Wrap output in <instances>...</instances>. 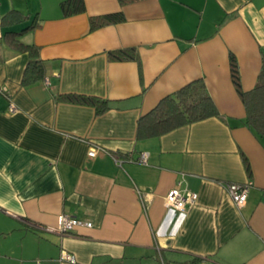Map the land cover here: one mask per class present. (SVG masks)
<instances>
[{
	"label": "crops",
	"instance_id": "0c3cea01",
	"mask_svg": "<svg viewBox=\"0 0 264 264\" xmlns=\"http://www.w3.org/2000/svg\"><path fill=\"white\" fill-rule=\"evenodd\" d=\"M63 1L0 0V264H264V143L243 122L230 66L233 53L246 91L264 72V0H84L70 16ZM120 12L91 29L92 16ZM36 15L20 38L45 77L25 82L30 54L4 35ZM124 48L140 62L109 58ZM199 79L219 117L139 135L142 116ZM248 183L239 207L226 187ZM177 185L198 194L184 212L166 205ZM63 215L82 224L52 230Z\"/></svg>",
	"mask_w": 264,
	"mask_h": 264
},
{
	"label": "trees",
	"instance_id": "16d2710c",
	"mask_svg": "<svg viewBox=\"0 0 264 264\" xmlns=\"http://www.w3.org/2000/svg\"><path fill=\"white\" fill-rule=\"evenodd\" d=\"M63 14L70 16L86 10L84 0H64L61 4ZM11 14L21 17L23 22L27 16L18 11ZM38 15L21 31L8 30L4 35L9 47L18 52L30 54V61L26 68L24 81L34 82L45 77V66L40 58L39 48L34 44H26L21 36L41 26ZM125 16L122 12L90 18L91 29L95 30L106 25L122 22ZM111 60H136L140 62L136 48H124L108 53ZM231 75L234 86L246 108L244 124L256 137L264 143V72L259 75L258 81L252 90H244L240 72V64L235 54H230ZM68 101L96 106L98 114H104L111 108L109 100H103L91 95H68ZM221 114L203 79L195 80L178 91L164 97L149 113L142 116L138 123L140 136L161 135L181 126L190 125L210 117H219Z\"/></svg>",
	"mask_w": 264,
	"mask_h": 264
},
{
	"label": "built area",
	"instance_id": "2783aa9c",
	"mask_svg": "<svg viewBox=\"0 0 264 264\" xmlns=\"http://www.w3.org/2000/svg\"><path fill=\"white\" fill-rule=\"evenodd\" d=\"M11 109L14 110L15 108L13 105ZM98 150H103L101 146H95L91 150H89L88 155L91 157H95ZM118 163H122V160L117 159ZM136 162L139 163H146L147 162V155L145 153L141 154L138 159H135ZM227 191L229 192L230 196L232 197L233 201L239 207H242L246 204L248 199V194L250 190V184H228ZM198 200V194L188 191L182 190L180 185H177L173 189L169 191L166 196V205L169 209L178 210L180 212L186 211L188 206L194 205ZM82 224V222L74 217L69 215H63L60 220L58 227L52 230H57L59 232L68 233L72 231L76 226ZM88 226H91V223H88ZM62 257L65 260L76 262V256L64 251Z\"/></svg>",
	"mask_w": 264,
	"mask_h": 264
}]
</instances>
